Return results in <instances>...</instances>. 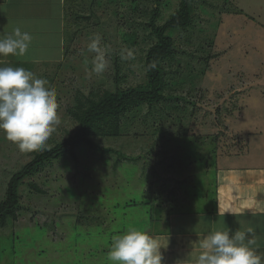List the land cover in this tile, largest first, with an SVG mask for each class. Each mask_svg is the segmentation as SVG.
Masks as SVG:
<instances>
[{"label":"rangeland","instance_id":"obj_1","mask_svg":"<svg viewBox=\"0 0 264 264\" xmlns=\"http://www.w3.org/2000/svg\"><path fill=\"white\" fill-rule=\"evenodd\" d=\"M76 2L59 32L14 22L0 9V35L19 26L33 37L24 56H0V67H23L46 79L56 91L61 120L40 152H21L0 133V200L13 173L78 134L76 114L105 94L145 86L143 61L155 43L145 11L158 8L161 25L180 0ZM192 6L191 27L169 33L178 56L166 93L179 97L184 109L165 117L161 106L157 113L143 105L121 118L94 121L91 146L78 148L75 160L67 154L26 178L18 190L17 219L0 228V264H68V250L104 231L99 224L122 214L127 203L161 199L162 193L171 198L175 174L193 162L185 158L190 151L203 159L222 141L235 146L241 127L264 129V0H197ZM97 33L109 60L101 75L91 73L95 53L87 49ZM129 51L132 57L121 59ZM113 226L106 224L107 230ZM55 248L60 250L53 253Z\"/></svg>","mask_w":264,"mask_h":264},{"label":"crops","instance_id":"obj_2","mask_svg":"<svg viewBox=\"0 0 264 264\" xmlns=\"http://www.w3.org/2000/svg\"><path fill=\"white\" fill-rule=\"evenodd\" d=\"M78 6L76 0H0V9L14 22L32 23L33 29L42 25L44 30L58 32L64 30L68 16ZM59 44L64 45L63 38ZM252 130L241 127L235 146L222 141L217 151H207L203 159L189 150L185 158L193 162L175 174L171 198H164L162 193L161 199L149 197L144 202L127 203L122 214L116 212L99 224L104 231L86 237L88 241L93 238L92 242L69 249L71 260L66 262L111 264L107 254L112 237L130 227L168 242L167 248L161 250L163 264H194L200 239L215 230L230 229L234 233L251 227L257 241L253 247L264 254V129L256 125ZM140 205H145L142 213ZM118 216L124 220L118 221ZM110 223L116 226L107 230L106 224ZM58 250L55 248L53 253Z\"/></svg>","mask_w":264,"mask_h":264},{"label":"clouds","instance_id":"obj_3","mask_svg":"<svg viewBox=\"0 0 264 264\" xmlns=\"http://www.w3.org/2000/svg\"><path fill=\"white\" fill-rule=\"evenodd\" d=\"M102 39L97 33L87 44L88 51L95 53L91 73L96 75L109 66ZM32 40L29 32L15 27L10 34L0 35V56H24ZM131 57L129 51L121 59ZM58 107L56 91L46 79L23 67H0V133L21 152L47 148L48 139L61 123ZM256 243L251 227L234 233L230 229L209 231L199 241L194 264H264V254L253 247ZM167 246L168 242L162 243L146 230L130 227L112 237L107 259L111 264H163L161 250Z\"/></svg>","mask_w":264,"mask_h":264},{"label":"trees","instance_id":"obj_4","mask_svg":"<svg viewBox=\"0 0 264 264\" xmlns=\"http://www.w3.org/2000/svg\"><path fill=\"white\" fill-rule=\"evenodd\" d=\"M195 1L197 0H180L179 8L161 25L156 22L159 17L158 8L145 11L146 16L150 17L146 27L150 32L149 35L155 38V43L148 48L143 61L147 77L145 86L139 89L105 94L81 115H75L80 122V130L77 135L40 154L13 173L6 183L3 198L0 200V228L5 227L8 220L17 219L18 190L26 178L32 176L40 167L51 164L67 154L75 160V151L78 148L83 145L91 146L89 134L94 121L113 117L121 118L143 105H147L149 111L153 110L154 112L158 109L157 107L161 106L165 117L170 116L172 111L178 112L184 109L178 104L179 97L166 93L169 89L166 77L173 73L171 66L177 62L178 56L174 41L169 33L177 30L185 32L191 27L193 21L192 3ZM151 65L155 66L150 67ZM29 187L34 192L43 194V191L36 185L30 183Z\"/></svg>","mask_w":264,"mask_h":264}]
</instances>
